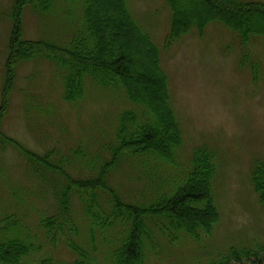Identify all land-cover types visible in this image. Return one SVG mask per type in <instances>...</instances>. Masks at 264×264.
<instances>
[{"label": "rangeland", "instance_id": "rangeland-1", "mask_svg": "<svg viewBox=\"0 0 264 264\" xmlns=\"http://www.w3.org/2000/svg\"><path fill=\"white\" fill-rule=\"evenodd\" d=\"M126 4L135 23L159 50L183 144L169 167L162 170L160 162L149 156L129 159L114 170L108 184L125 204L147 205L154 197L169 199L190 173L194 152L205 149L215 168L212 196L219 214L211 231L200 232L197 239L175 232L153 237L145 247L143 264H212L232 249L264 246V201L251 184L253 164L264 163V37L252 38L243 48L249 54L243 67L237 38L221 24L210 23L202 35L192 29L166 47L171 13L165 2L126 0ZM13 5L14 0H0V108ZM82 26V0H57L43 15L24 9L22 39L66 49ZM250 60L258 65L256 80L248 68ZM14 73L9 103L1 117L4 135L39 155L56 150L61 158L73 159L72 151H76L90 164L97 155L107 157L103 147L114 142L119 114L132 108L122 88L102 87L86 78L83 95L67 102L62 72L53 64L35 58L18 63ZM149 170L157 184L142 178ZM56 180L50 176L45 182L53 188ZM48 190L14 147L0 148V220L12 216L11 221H17L6 236L32 246L24 259L29 264L46 258L70 264L76 255L61 243L46 241L39 227L54 210ZM73 208L79 210L77 200ZM74 220L82 234L73 240L94 253L95 264H113L111 254L126 236L123 225L95 234L83 224L82 216Z\"/></svg>", "mask_w": 264, "mask_h": 264}, {"label": "trees", "instance_id": "trees-1", "mask_svg": "<svg viewBox=\"0 0 264 264\" xmlns=\"http://www.w3.org/2000/svg\"><path fill=\"white\" fill-rule=\"evenodd\" d=\"M56 1L14 0L0 108V148L14 147L52 194L53 213L39 222L44 239L52 245L61 243L68 247L76 255L70 264H95L92 261L94 253L84 250L73 240L82 234L74 219L82 216L83 224L95 234L120 223L127 232L121 245L111 254L113 264H143L145 247L153 237L158 238V234L168 237L174 232L185 233L197 239L200 232L209 233L218 222L219 214L212 196L215 168L211 154L205 149L194 152L190 173L183 186L169 199L158 201L154 197L147 205L125 204L114 187L108 184L114 170L129 159L149 156L160 162L162 170L169 167L174 164L176 153L183 144L158 48L135 23L126 0H82L83 26L73 35L66 49L43 41L23 40L24 9L30 8L36 16L43 15ZM163 1L171 13L166 47L192 29L202 35L210 23H219L237 38L242 54L240 64L244 67L248 64L245 59L249 54L243 48L250 45L252 38L264 37V3L243 0ZM35 58L53 64L62 72L61 83L67 102L83 95L86 78L102 87L123 89L132 108L119 114L114 142L103 147L107 157L97 155L90 164L76 151H72L73 159L61 158L56 150L39 155L4 135L1 117L9 103L16 65ZM248 66L256 80V61L250 60ZM51 162L55 165L50 166ZM251 172L253 190L264 201V163L255 162ZM50 176L57 179L53 188L45 182ZM142 178L152 180L150 185L157 184L158 179L151 176L150 170ZM58 184H61L60 189L56 188ZM73 200L79 203L78 211L73 208ZM12 218L8 216L0 220V224L4 223V228L0 229V264H29L24 259L30 255L32 246L6 236V231L17 223L12 222ZM104 245L108 246L107 243ZM244 261L264 264V246L256 250L232 249L222 260L212 264H246ZM36 264L55 263L46 258Z\"/></svg>", "mask_w": 264, "mask_h": 264}]
</instances>
